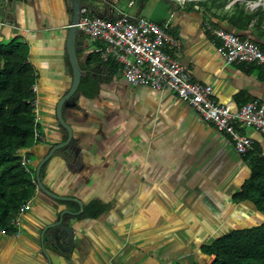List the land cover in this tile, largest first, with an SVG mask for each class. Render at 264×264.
I'll return each mask as SVG.
<instances>
[{"label":"crops","instance_id":"obj_1","mask_svg":"<svg viewBox=\"0 0 264 264\" xmlns=\"http://www.w3.org/2000/svg\"><path fill=\"white\" fill-rule=\"evenodd\" d=\"M195 1L144 0L134 11L120 9L116 1L107 7L95 4L109 16L125 13L167 22L180 40L177 60L194 80L211 85L213 98L229 103L232 111L248 100H264V68L226 63L218 50L220 40L204 29L208 22L264 49V21L258 27L254 21L237 27L227 19L233 2L244 0L224 5ZM70 14L65 0H22L8 12L0 6V41L20 36L37 75L34 91L43 138L29 149L34 166L51 145L66 138L55 106L72 77L65 48ZM76 40L79 65L98 80V89L93 97L78 91L76 105L63 109L74 144L43 163L40 179L51 191L77 198L82 205L98 199L106 207L97 217L71 220L74 240L69 250L50 244L48 230L42 249L43 228L61 209L78 210V204L53 199L36 187L16 231L0 229V264H203L207 256L202 244L264 220L250 201L233 200L250 167L228 134L170 89L131 85L120 69L98 63L82 67L98 41L82 33ZM238 129L264 156V134L254 126ZM59 236L63 242V234Z\"/></svg>","mask_w":264,"mask_h":264},{"label":"trees","instance_id":"obj_2","mask_svg":"<svg viewBox=\"0 0 264 264\" xmlns=\"http://www.w3.org/2000/svg\"><path fill=\"white\" fill-rule=\"evenodd\" d=\"M219 1L224 5L228 0ZM195 2L202 3L201 0ZM232 5L233 12L227 19L235 26L244 27L254 21L252 24L258 27L264 21V5L255 9L246 8L245 2L234 1ZM27 57L28 46L20 36L0 41V229L7 233L16 231L11 219L20 205L32 198L36 189L35 166L30 162L22 164L20 154L24 149V156L29 158V149L38 142L34 135L38 123L32 105L37 75ZM96 63L111 71L120 69V64L113 58L103 60L98 50L88 52L81 66L88 68ZM258 66L264 68V65ZM98 85V80L87 74L81 77L77 91L93 97ZM242 154L249 164L250 174L233 194V200H248L256 210L264 213V156L254 146ZM105 207L100 200L92 199L82 205L77 217H97ZM200 250L207 259L214 258L203 264H264V220L256 225L231 229L202 244Z\"/></svg>","mask_w":264,"mask_h":264},{"label":"built area","instance_id":"obj_3","mask_svg":"<svg viewBox=\"0 0 264 264\" xmlns=\"http://www.w3.org/2000/svg\"><path fill=\"white\" fill-rule=\"evenodd\" d=\"M249 9L264 5V0H244ZM132 3V0L129 2ZM81 9L77 22L80 33L100 43L96 50L103 60L113 58L120 64V71L131 85H147L155 89H170L180 99L190 104L204 119L228 134L234 148L244 153L253 148L252 139L239 131L240 126H254L264 134V100H248L232 111L229 103L217 102L209 84L193 79L177 60L175 53L180 40L168 30V23H158L144 16L134 20L121 13L115 17L88 15ZM204 29L220 40L218 46L226 63H256L264 65V49L257 42L240 37L222 27L205 23ZM35 89V86H33ZM36 99L32 100L35 122L38 123ZM34 135L39 140L43 134L38 126ZM21 163L29 158L21 152ZM29 208V200L20 205L11 222L17 225L19 215Z\"/></svg>","mask_w":264,"mask_h":264},{"label":"water","instance_id":"obj_4","mask_svg":"<svg viewBox=\"0 0 264 264\" xmlns=\"http://www.w3.org/2000/svg\"><path fill=\"white\" fill-rule=\"evenodd\" d=\"M20 1L22 0H0V6L4 9V11L8 12L11 7L18 4ZM96 1L102 2L107 7L109 2H115L117 0H65L66 5L71 9L70 19L67 25L65 48L72 77L68 89L58 98L56 102L55 116L57 122L65 130L66 138L51 145L47 152L39 159L35 166L34 178L36 181V187L39 191L53 199L76 202L78 204V210L63 208L57 212V215L49 222L48 225L43 228L41 232V241L43 243L42 249H44V240L46 239L43 234L46 230H48L52 236V241L50 244L58 247L61 250H69L72 247L74 240V226L71 220L74 219L82 210L81 201L77 198L59 195L48 189L41 182L39 171L43 163L47 161L57 150L74 144V141L72 140V128L70 124L64 119L63 109L65 107H74L76 105V99L79 95L77 88L81 77L85 75V72L80 67L77 58V52L80 47L79 41L76 40V38L81 33L78 30L76 24L81 16V9L84 8L87 11L89 10L91 12H95L102 17H115L119 15L117 14L114 16H109V14L106 13V8L103 9V12L99 11L95 4ZM130 19L134 20L135 18ZM59 232L63 234V242H61ZM213 259L214 258H212L210 261Z\"/></svg>","mask_w":264,"mask_h":264},{"label":"rangeland","instance_id":"obj_5","mask_svg":"<svg viewBox=\"0 0 264 264\" xmlns=\"http://www.w3.org/2000/svg\"><path fill=\"white\" fill-rule=\"evenodd\" d=\"M129 1L130 0H117L115 2V4L122 10H124L126 7H129L130 11L136 10L138 0H134L135 3L133 5H129ZM31 157L34 158V155H31ZM33 175H34V172H33ZM57 194H59V193H57ZM59 195H62V194H59ZM207 260H209V259H206V262H207Z\"/></svg>","mask_w":264,"mask_h":264}]
</instances>
